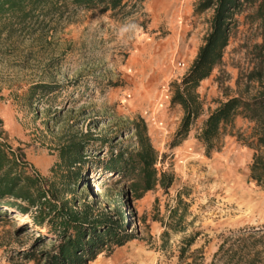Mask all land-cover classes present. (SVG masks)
<instances>
[{"label": "rangeland", "instance_id": "374dc122", "mask_svg": "<svg viewBox=\"0 0 264 264\" xmlns=\"http://www.w3.org/2000/svg\"><path fill=\"white\" fill-rule=\"evenodd\" d=\"M203 1L144 0L143 9L128 16L62 7L56 27L0 39V142L28 164V172L52 180L66 170L59 165L60 147L91 134L77 196L68 197L111 215L122 202L124 232L133 239L89 264H210L221 244L220 264H264V186L249 178L254 150L246 144L253 122L237 116L207 155L197 140L220 102L248 99L261 89V0H239L222 61L197 88L202 113L187 137L171 146L183 111L171 103L170 83L183 78L210 31L214 6L199 12ZM40 81L62 84L61 90L31 104L27 90ZM139 117L158 151L156 167L173 180L133 200L123 193L127 182H116L99 166L109 147L131 145L132 136L119 135V128ZM3 211L0 264H34L21 252L39 230L27 215ZM193 234L180 261L181 241Z\"/></svg>", "mask_w": 264, "mask_h": 264}, {"label": "trees", "instance_id": "16d2710c", "mask_svg": "<svg viewBox=\"0 0 264 264\" xmlns=\"http://www.w3.org/2000/svg\"><path fill=\"white\" fill-rule=\"evenodd\" d=\"M143 1L0 0V39L10 38L15 34H33L49 26L56 27L60 23L62 7L65 11L69 8L74 11L79 8L99 9L101 12L110 11L112 14L121 13L122 16H128L141 11ZM240 5L239 0H204L197 9L200 12L214 6L210 31L204 38V44L197 51L183 78L170 83L171 103L179 105L183 111L171 146L179 144L187 137L190 126L202 113L203 103L197 88L212 69L221 63L223 49L229 41L230 20ZM257 13L264 18V0L260 1ZM261 37L263 42L258 47L261 53H264V30ZM257 76L262 85L259 93L248 99L229 97L220 102L208 114L197 140L205 147L207 155L216 149L214 142L227 126L233 125L237 116H243L253 122V138L246 143L254 150L249 165V178L262 187L264 75L259 70ZM61 87L62 84L53 82L34 83L27 90V99L31 104L39 102L60 91ZM119 130V135L132 136L131 145L128 148L118 147V150L109 147L108 158L101 161L99 167L111 173L110 177L116 176L118 178L116 182H127L123 193L133 200L141 198L157 185L170 187L173 176L156 167L158 151L151 145L144 119L136 118ZM92 137L87 133L82 138L71 139L60 147L59 165H64L66 170L52 180L43 178L36 171L28 172V164L0 142V213L6 209L27 215L32 227L39 230L34 243L21 252L25 261H32L34 264H89L103 251L109 252L133 239L132 234L124 232L126 219L122 202L117 204L113 215L105 209L96 208L97 205L93 203L84 202L82 205L71 203L77 196V184L81 181L82 168L91 157L87 146ZM70 194L74 198L68 197ZM173 212L177 210L174 209ZM181 217L182 213L177 212L176 218L181 221ZM194 240L195 234L182 239V245L179 247L180 261ZM45 241L49 245L39 249ZM222 249L223 244L214 252L210 264H220L218 255Z\"/></svg>", "mask_w": 264, "mask_h": 264}]
</instances>
